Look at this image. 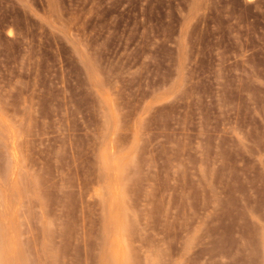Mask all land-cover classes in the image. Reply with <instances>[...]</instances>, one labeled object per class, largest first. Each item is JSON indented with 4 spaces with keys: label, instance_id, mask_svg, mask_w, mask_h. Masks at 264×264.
Wrapping results in <instances>:
<instances>
[{
    "label": "rangeland",
    "instance_id": "374dc122",
    "mask_svg": "<svg viewBox=\"0 0 264 264\" xmlns=\"http://www.w3.org/2000/svg\"><path fill=\"white\" fill-rule=\"evenodd\" d=\"M0 264H264V0H0Z\"/></svg>",
    "mask_w": 264,
    "mask_h": 264
}]
</instances>
